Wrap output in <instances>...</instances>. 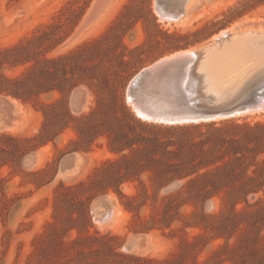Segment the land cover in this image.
Instances as JSON below:
<instances>
[{
	"label": "rangeland",
	"instance_id": "obj_1",
	"mask_svg": "<svg viewBox=\"0 0 264 264\" xmlns=\"http://www.w3.org/2000/svg\"><path fill=\"white\" fill-rule=\"evenodd\" d=\"M71 1L73 5H77L76 0H0V49L10 48L23 38L30 37L36 30L55 23L59 12ZM243 1L245 0H215L212 6L209 5L206 10L200 11L201 17L197 15L193 18L190 14L185 22L167 24L159 19L155 0H92L74 32L50 56L63 55L86 42L101 38L116 21L118 23L116 31L110 32L111 39L104 44L112 45L118 38L117 35L121 36V41L130 54L127 58L133 62L131 76L117 85L125 101L127 88L132 79L140 70L162 57L210 40L237 23L245 24V19H258L259 22H264V6L239 16V12L243 10L241 6ZM136 20L138 21L135 22ZM122 33L125 35L122 36ZM170 36L174 38H169ZM182 38L193 44L168 49L175 43L184 44L186 40ZM196 40L201 41L195 42ZM21 71L22 68L6 69L1 73L15 77ZM79 87L87 90L88 101L81 114H74L70 102L75 89L70 93L68 107L73 118L88 114L95 107L94 94L85 86ZM60 96L59 93L42 95L36 104H24L5 97L14 105L12 113L19 117L20 121L15 123L12 129L0 132V264H28L35 236L46 230L47 223L53 222L54 190L57 186H81L82 183L92 186L89 180L96 169L107 161H121L123 156H130L128 159L131 166L127 167L121 162L117 170L121 169L120 175H125L128 168L124 179L129 178V181L121 185L112 183L120 186L118 190L121 197L110 189L91 201L89 206L91 233L118 235L122 240L119 252L128 257L165 260L176 252L180 239H191L196 234L205 235L201 229L184 228V222L188 224L201 222L202 215L216 216L212 223L219 227L221 225L219 221L226 219L243 221L245 230H237L229 240L227 248H222L225 245L224 239L210 241L213 235L210 233L206 240L198 245L197 250L187 255L185 264H245V258L248 256L245 241L251 240L254 236L252 224L260 222L264 187L205 186V189L214 194L208 199L202 189L200 191L185 187L181 189L182 186H202L200 183L189 184L190 178L179 179L182 174L194 171L201 159L210 158L209 160L213 161L224 154L226 147L220 142V137H225L224 135L228 133L218 132L220 128H227L223 121L217 122L212 128L205 126L210 124L199 126L150 124L138 119L125 101L135 120L140 123L139 126L125 120V125L121 128L125 133L123 141L134 144L133 151H126L123 154L112 152L106 137L97 139L89 149L88 145L79 141L74 125H71L53 142L19 159L16 151L21 144L1 136L10 135L22 139L36 136L43 125L39 105L53 103ZM0 111L7 113L11 109L0 103ZM96 120L95 124L103 119L98 117ZM232 121L236 124L250 125L264 123V113ZM31 154L37 155V162L34 166L28 167L25 165V159ZM95 178L102 180L103 176L98 174ZM160 182L168 183L156 191L155 186ZM136 195L139 198L135 206L145 205L134 214L125 210L123 203H126V200L122 196ZM100 197H108L115 212H119V216L112 221L113 224L110 221L101 226L94 221L92 209ZM189 198H195V205L179 207ZM239 198H242L240 200H244V203L233 206L235 200ZM244 210V216H235ZM163 217L173 222L170 229L158 227ZM140 227L152 230L138 233L133 231ZM136 234L149 236L151 247L137 255L125 253L122 249L124 242ZM75 236L76 232L64 237L63 240H72ZM41 259L38 256L30 264H41L39 262ZM125 263L145 264L130 261ZM252 264L259 263L255 261Z\"/></svg>",
	"mask_w": 264,
	"mask_h": 264
},
{
	"label": "trees",
	"instance_id": "obj_2",
	"mask_svg": "<svg viewBox=\"0 0 264 264\" xmlns=\"http://www.w3.org/2000/svg\"><path fill=\"white\" fill-rule=\"evenodd\" d=\"M92 0H76L68 2L59 12L56 22L36 30L30 37H25L16 45L0 49V96L9 97L24 104H36L42 95L59 93L61 96L53 103L40 104L39 111L43 116V125L40 132L33 137L22 139L3 135L6 138L21 144L16 153L21 159L29 152L53 142L62 132L71 125L79 136V141L88 145V148L101 137L108 140L109 149L118 154L133 151V145L124 142L125 133L121 129L125 120L140 123L135 120L127 108L124 98L117 88L122 80L131 76L132 60L127 58L130 54L121 41V36L112 45H106L111 39V33L116 31V21L109 30L99 39L86 42L77 49L57 57L50 56L57 48L66 42L78 26L83 14L88 9ZM243 10L239 16L264 6V0H245L241 3ZM136 20L135 22H137ZM64 28V29H63ZM125 33V32H124ZM122 33V36L125 34ZM174 38V37H169ZM186 40L184 44L175 43L168 49L187 47L193 43ZM196 40L195 42H200ZM106 42V44H104ZM106 45V47H104ZM182 45V46H181ZM22 68L21 73L15 77H9L1 72ZM79 86H85L95 96V107L79 118H73L68 107V96ZM102 117L100 123L97 118ZM96 120V121H95ZM227 128H220L218 132L228 133L220 137V142L226 147L224 154L209 160L201 159L195 166V170L186 172L179 179L190 178L189 184L200 183L202 186H182L191 190L202 189L205 197L214 194L205 189V186H262L264 187V123L236 124L232 120L223 121ZM216 123H211L212 128ZM142 126V125H141ZM199 126V125H198ZM29 145V146H27ZM213 149H211L212 151ZM130 156H123L121 161H107L94 171L90 178L92 186H57L54 190L53 222L47 223L46 230L36 235L32 242V252L28 256V264L40 256L41 264H126L130 262H144L145 264H185L187 255L197 250L210 233V241L224 239L228 247L229 240L237 230H245V222L235 220H223L220 227L212 222L216 216L202 215L201 222L188 224L184 222V228H198L205 232L196 234L191 239L180 241L176 252L170 258L159 260L151 257L134 258L119 252L121 238L118 235L90 232L89 206L91 201L100 194L107 193L110 189L116 191L120 197L118 185L129 181L120 175L117 170L124 162L130 167ZM118 171V172H117ZM202 171V173H200ZM101 174L102 180L95 178ZM171 180H168V182ZM168 182H160L155 186L156 191L162 189ZM195 187V188H194ZM253 190H250L252 192ZM258 191V190H254ZM249 193V192H248ZM125 210L137 214L145 204H135L138 196L123 197ZM195 198H189L179 207L195 205ZM235 200L233 206L244 203V200ZM245 210L235 216H244ZM261 218L258 224H252L254 236L245 241L248 252L245 264L258 261L264 264V201L261 202ZM258 221V220H256ZM173 222L163 217L159 221L160 228L170 229ZM251 227V226H250ZM151 228H139L138 232H150ZM76 232L72 240L64 241V237Z\"/></svg>",
	"mask_w": 264,
	"mask_h": 264
},
{
	"label": "water",
	"instance_id": "obj_3",
	"mask_svg": "<svg viewBox=\"0 0 264 264\" xmlns=\"http://www.w3.org/2000/svg\"><path fill=\"white\" fill-rule=\"evenodd\" d=\"M155 6L156 12L174 14L167 0H155ZM251 25L264 29V22L233 25L210 40L172 52L143 68L127 88L126 104L143 122L165 126L211 124L264 113V55L245 56V41L233 39L240 29ZM87 101V90L75 89L71 111L81 114ZM0 103L11 109L0 111L3 132L19 117L13 115L14 105L8 98H0ZM36 162V154L25 159L28 167ZM110 206L108 197L98 198L92 209L94 221H104ZM150 247L149 236L136 234L122 249L137 255Z\"/></svg>",
	"mask_w": 264,
	"mask_h": 264
},
{
	"label": "bare ground",
	"instance_id": "obj_4",
	"mask_svg": "<svg viewBox=\"0 0 264 264\" xmlns=\"http://www.w3.org/2000/svg\"><path fill=\"white\" fill-rule=\"evenodd\" d=\"M213 3H215V0H167V5L170 8V10L172 9L174 11V14H170L164 11L163 12L157 11L156 13L161 21L166 22L167 24H174V22H177V23L185 22L190 14H192L193 18L196 17L197 15L198 17H201L199 16V13H201L200 11L204 9L206 10L207 7ZM207 13H209V11ZM244 22L253 23V24L259 23L258 19L252 20L250 18L245 19ZM242 24L244 23L241 22L235 25H242ZM233 39L237 41H245V56L252 55L254 57L255 56L259 57V56L264 55V29L256 28L253 25H251L246 30L240 29L239 32L235 33V35L233 36ZM247 48L251 50H247ZM18 121H16L15 123H17ZM10 128H7V129H10ZM118 216H119V212L118 211L115 212V208L111 204L110 214L106 215L104 221L102 222L96 221V222H98L102 226L105 223H108L110 221L112 223V221L115 220ZM145 251L147 250H144L142 252H145Z\"/></svg>",
	"mask_w": 264,
	"mask_h": 264
}]
</instances>
